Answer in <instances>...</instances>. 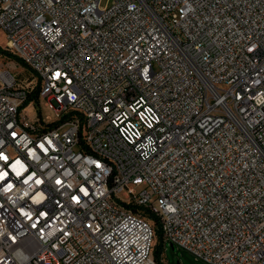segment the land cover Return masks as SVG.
Listing matches in <instances>:
<instances>
[{
    "label": "built area",
    "instance_id": "obj_1",
    "mask_svg": "<svg viewBox=\"0 0 264 264\" xmlns=\"http://www.w3.org/2000/svg\"><path fill=\"white\" fill-rule=\"evenodd\" d=\"M0 29L31 72L0 67V264H159L158 230L264 264V0H0Z\"/></svg>",
    "mask_w": 264,
    "mask_h": 264
},
{
    "label": "rangeland",
    "instance_id": "obj_2",
    "mask_svg": "<svg viewBox=\"0 0 264 264\" xmlns=\"http://www.w3.org/2000/svg\"><path fill=\"white\" fill-rule=\"evenodd\" d=\"M6 47V34L5 32L0 29V67L2 66H12L14 72L16 74H22V77L26 78L31 75L29 70H26V66H23L21 63L16 62V66H14L13 62L11 61V57L7 56L5 53ZM26 67V68H25ZM37 110L33 106L28 107V113L30 116H34ZM42 113L44 116H51L55 117V112L52 107L47 106L43 103L42 106ZM158 205V200L155 202ZM150 223L156 227V220L153 218L149 219ZM158 240V239H157ZM156 247V246H155ZM160 264H206L204 261L196 258L190 252L184 250L183 248L176 246H172L170 242H167L163 247V253L161 255V263Z\"/></svg>",
    "mask_w": 264,
    "mask_h": 264
},
{
    "label": "trees",
    "instance_id": "obj_3",
    "mask_svg": "<svg viewBox=\"0 0 264 264\" xmlns=\"http://www.w3.org/2000/svg\"><path fill=\"white\" fill-rule=\"evenodd\" d=\"M35 98H38V93L34 96ZM38 100V99H37ZM163 253V241H162V236L160 231L158 230V242L155 247V257L157 259V262L160 264L161 263V255Z\"/></svg>",
    "mask_w": 264,
    "mask_h": 264
}]
</instances>
